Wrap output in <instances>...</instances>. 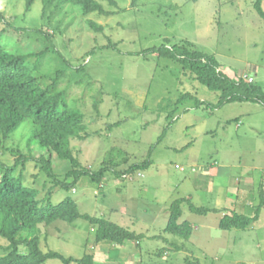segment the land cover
Instances as JSON below:
<instances>
[{"label": "rangeland", "instance_id": "1", "mask_svg": "<svg viewBox=\"0 0 264 264\" xmlns=\"http://www.w3.org/2000/svg\"><path fill=\"white\" fill-rule=\"evenodd\" d=\"M98 1L113 15L84 16L70 4L52 15L43 12L42 0L30 11L25 0H0V12L12 24L0 22V30L8 31L4 42L12 51H47L36 71L47 76L45 85L67 69L60 87L86 114L90 133L88 140L75 143L79 170L94 174L107 165L101 182L84 175L71 191L81 213L144 238L118 247L98 243L97 226L86 220L59 221L37 233L42 251L76 259L93 256L96 264H264V107L231 103L197 109L194 100H187L177 109L181 95L190 93L210 105L220 95L179 63L146 54L190 41L216 56L227 75L254 78L264 88V18L255 0H115L117 6ZM30 61L36 66L39 59ZM32 130L26 120L0 142V162L12 166L21 156L31 159L26 185L57 206L68 194L35 161L47 152L32 140ZM152 147L148 170L124 174L146 161ZM52 164L59 181L74 182L68 178L69 161L53 155ZM182 198L211 209L201 216L183 207L180 223L194 226L190 240L165 232L170 206ZM261 206L259 220L246 230L219 227L234 213L255 219Z\"/></svg>", "mask_w": 264, "mask_h": 264}, {"label": "trees", "instance_id": "2", "mask_svg": "<svg viewBox=\"0 0 264 264\" xmlns=\"http://www.w3.org/2000/svg\"><path fill=\"white\" fill-rule=\"evenodd\" d=\"M25 1L27 10H32L36 0ZM263 1L254 2V7L262 18H264ZM109 2L112 6L118 5L115 0ZM42 4L45 14L48 12L52 15L57 14L64 5L70 4L80 10L79 13L84 16L92 13L106 17L113 15V12L106 10L98 0H42ZM0 22H4L6 27L12 26L1 12ZM90 24L96 28L95 23ZM7 33L6 29L0 30V142H7L24 121H32V140L47 152V156L39 157L35 161L41 164L54 186L61 187L68 196L57 206L52 204L49 197L41 200L40 191L26 185L24 180L26 164L31 159L21 156L12 166L0 162V251L3 252L0 254V264H46L49 260H60L64 264H96L93 256L76 259L54 251L48 253L42 251L37 233L41 232L43 226H50L59 221L72 224L83 219L97 226L98 243L118 247L124 246L128 241L140 243L144 238L143 235H138L103 217H92L81 213L78 203L71 196V191L84 175L101 182L107 172V165L94 174L79 170L81 162L74 150L75 143L88 140L90 133L86 114L71 105L68 91L60 87L67 69L56 72L55 76L51 77V82L45 85L43 78L47 76L44 74L40 76L36 71L39 72L40 60L46 56L47 51L37 55L12 51L4 42ZM168 42L171 40L166 39V43ZM147 53L179 63L187 74L190 73L200 84L220 95L216 105L198 100L190 93L181 95L177 109L178 105H182L187 100H194L193 108L197 109L206 106L207 109L213 110L231 103H257L264 107L263 87L245 78H231L224 73L216 56L200 50L190 41H183L171 47L164 44L159 48L149 49ZM32 57L39 59L36 66L31 64ZM81 70L78 69L79 72ZM174 113L171 112L167 118L171 120ZM154 149L155 147H152L146 161L133 165L124 174L148 170L153 164L151 156ZM53 155L72 164L68 178L74 177L73 183L58 180L53 170ZM184 206H188L192 213L201 216L209 214L211 209L197 207L187 198L178 199L171 204L165 232L190 240L194 232L193 224L187 221L180 223ZM262 206L257 209L255 219L234 213L233 216H225L219 227L224 231H244L253 222L259 220ZM178 250L181 248L179 247ZM187 264L200 263L198 261Z\"/></svg>", "mask_w": 264, "mask_h": 264}, {"label": "built area", "instance_id": "3", "mask_svg": "<svg viewBox=\"0 0 264 264\" xmlns=\"http://www.w3.org/2000/svg\"><path fill=\"white\" fill-rule=\"evenodd\" d=\"M246 79H248V77H245ZM251 82L253 81V78H250Z\"/></svg>", "mask_w": 264, "mask_h": 264}, {"label": "crops", "instance_id": "4", "mask_svg": "<svg viewBox=\"0 0 264 264\" xmlns=\"http://www.w3.org/2000/svg\"><path fill=\"white\" fill-rule=\"evenodd\" d=\"M230 77L233 78L232 75ZM204 178H206V177L204 176Z\"/></svg>", "mask_w": 264, "mask_h": 264}]
</instances>
